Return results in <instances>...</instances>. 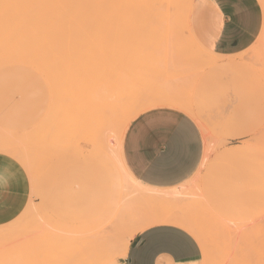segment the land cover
<instances>
[{
	"label": "rangeland",
	"instance_id": "rangeland-1",
	"mask_svg": "<svg viewBox=\"0 0 264 264\" xmlns=\"http://www.w3.org/2000/svg\"><path fill=\"white\" fill-rule=\"evenodd\" d=\"M53 1L0 0V153L29 180L24 209L0 225V264H124L133 240L153 227L191 239L196 247L185 250L195 264L224 263L229 248L264 231V0L256 39L232 55L198 40L190 22L197 0L153 6L163 7L157 12L116 0L114 39L87 40V58H70L71 72L46 58L48 79L30 64L37 58L8 54L30 40L34 21H51L40 8ZM101 46L115 49L111 62L95 55ZM156 107L190 116L203 143L196 171L166 189L139 182L121 153L129 123ZM91 218L98 226L87 228ZM170 218L194 223L200 235Z\"/></svg>",
	"mask_w": 264,
	"mask_h": 264
},
{
	"label": "crops",
	"instance_id": "crops-1",
	"mask_svg": "<svg viewBox=\"0 0 264 264\" xmlns=\"http://www.w3.org/2000/svg\"><path fill=\"white\" fill-rule=\"evenodd\" d=\"M241 12L251 18L247 27L239 25ZM261 21L258 0H197L190 13L191 26L200 43L219 55H232L248 48L260 31ZM178 134L183 135V148L179 153ZM202 150V136L195 121L169 107H156L138 114L129 123L121 143L122 158L129 171L139 182L155 189L185 182L198 168ZM0 156L11 158L1 153ZM17 164L11 173L14 188L11 198L0 196V225L15 219L28 201V175ZM95 221L91 218L87 228L98 226ZM112 227L116 234L115 225ZM176 240L179 246L173 242ZM185 247L196 246L179 230L153 227L133 240L124 264H195V258ZM126 248L127 244L124 253Z\"/></svg>",
	"mask_w": 264,
	"mask_h": 264
},
{
	"label": "bare ground",
	"instance_id": "bare-ground-1",
	"mask_svg": "<svg viewBox=\"0 0 264 264\" xmlns=\"http://www.w3.org/2000/svg\"><path fill=\"white\" fill-rule=\"evenodd\" d=\"M177 1L178 0H138L137 6H138V8H142L145 10V9H151V7L153 8V6L156 7V5H162L163 3L178 4V3H176ZM127 2L129 4L130 0H127ZM184 5H185V3H184ZM155 7L153 9H155ZM158 7H160V6H158ZM158 7H156V9ZM162 8H160L159 10H161ZM40 9L42 10V13L50 15L51 21H49V22L43 21L44 19H42V18H39L38 20L34 21L33 22L34 23V29H33V32H31L32 36H31L30 40L28 39L27 42L25 44H23L22 47L10 51L8 54V57L9 58H16L17 60H19L17 62H22L21 60L31 59V58H34V59L37 58L39 60V58H41L42 62H40L38 60L35 61L32 59L33 61L30 62V64L41 69L42 72L47 74L48 79H53V76H54V75L52 76L51 74H49V76H48V73L50 70L49 71L47 70L48 72L43 70V66H46L50 62V61H48L49 59L52 60L49 64H51V66L53 68L57 67V66L60 67V69L62 68L61 69L62 73L67 72V68H68V70L71 72L72 68L75 69L74 67H76L77 65L75 66L76 62H73L74 67L71 68V66H73V64H71L72 62H70V61H72V60H69L70 58L77 57V58L83 59L84 56H85V58H87L85 55L87 50H89L88 49L89 46H85L86 44H88V43L85 44V42L87 40L91 41L92 40L91 38H93V36L96 34H97L96 37H98V34H100V35L102 34L103 36L104 35L109 36V40L110 39L112 40V38L114 39V37H115V36H113V37H110V36L116 34V0H54L53 2H50V4H48V5H42ZM159 10H156L155 12H157ZM160 14H162V13H160ZM165 16L168 17V14L167 15L162 14L161 17H163V19L165 20ZM161 21H157V22H161ZM162 22H163V25L166 24V23H164V21H162ZM57 24L59 26H63V28H59L58 30L53 29L52 27L54 25H57ZM100 26H101V28H100ZM165 26H167V25H164V27ZM95 39H97V38H95ZM97 40H99V38ZM90 41H88V42H90ZM112 42H111V44H112ZM114 42H115L114 44H116V41H114ZM93 43H95V42H93ZM101 43H104V39H103V42H101ZM105 43H107V42H105ZM110 46H112V45H110ZM97 48H99V47H97ZM103 48H107V46H105V47L103 46L102 49ZM102 49H99V50H102ZM93 50H94V48L92 49V51ZM113 50H115V49L114 48L110 49V47H109L107 49L102 50V52L100 51L101 53H99V51H97L98 54L95 53V55L99 56V54H100L99 57L100 58L102 57V60L104 58V59L111 62L112 60H110V59L113 57V55H115V53H113ZM93 52H95V51H93ZM91 56H92V54H91ZM6 57H7V55H6ZM57 58H63V60L58 61V60H56ZM43 59L45 60L44 62H43ZM102 60H100V62H101V64L102 63L104 64V62H106V61L102 62ZM49 64L46 67L49 68ZM70 64H71V66H70ZM77 64H79V62ZM1 66H2V64H0V67ZM51 66H50V68H51ZM81 66H83V63ZM81 66L79 64L78 67H81ZM107 66H108V64H107ZM107 66L106 67L104 66L105 68H103V69H107ZM46 67H44V68H46ZM52 69H51V73H53V71L55 70V69H53V71H52ZM109 69L110 70L113 69V66H112V68H111V66H110V68L108 66V71H110ZM59 71L60 70H58V73H60ZM65 75H67V76L69 75L68 78L66 77V81L68 80V83H69L70 74L66 73ZM62 80H63V77L61 79V82L64 81V80L63 81ZM106 82L107 81H105L104 83H106ZM66 84H67V82H66ZM64 85H65V81H64ZM57 96H58V94H57ZM59 97L60 96H58V98ZM259 155H261V154H259ZM168 220H170L171 222H174L176 224L177 223L181 224V225L186 224L188 226V228L186 226L185 227L188 229V231H189V229L192 230L191 231L192 233L195 231H198L199 234L198 233L197 234L200 235V230L198 229L199 227L196 228V225H194V223L191 224V223H188L187 221L185 222V221L175 219V218H170ZM258 221H259V219H258ZM260 225L256 226L255 228L258 229V227ZM261 227H260V229L263 228V227L262 228ZM242 228L244 229V227H242ZM260 229H258V230H260ZM254 231H255V229H254ZM262 231L263 230H261L260 235L257 232H254L253 235L256 233V234H258V236L254 235V237H253L251 235V237H253V238L250 237L249 240H247L248 238L246 239L247 241L244 240L246 242V243H244V247H242L243 245L242 246L238 245L239 247H235L234 248L235 250H233V253L230 250L231 248H229V250L227 249L229 251V252H227L226 248L224 247V249H225L224 252H227V253L225 255L223 252V254H224L223 256L226 257V259L223 260L220 257L222 259V262H224V263H222L220 258H218L220 260L219 262H221L222 264H227L228 260H229L228 264H232L230 262H233V264H264V233H262ZM242 232H243V230H242ZM258 232H260V231H258ZM245 235H247V234H245ZM131 236H132V234H131ZM129 238H131V237H129ZM238 241H240V240L238 239ZM241 244H243V242ZM231 253L234 256H232ZM237 253H238V256H237ZM216 255H217V253L215 254V258H212L214 262H218ZM218 256H220V255L218 254ZM227 256H229V257H227ZM230 257H232V258H230Z\"/></svg>",
	"mask_w": 264,
	"mask_h": 264
},
{
	"label": "snow or ice",
	"instance_id": "snow-or-ice-1",
	"mask_svg": "<svg viewBox=\"0 0 264 264\" xmlns=\"http://www.w3.org/2000/svg\"><path fill=\"white\" fill-rule=\"evenodd\" d=\"M238 22L241 28L247 27L251 23V18L246 14L241 12L238 17ZM177 153H179L183 148V135L178 134L176 140ZM18 167L17 162L12 158H5L0 156V196H7L11 198L14 188H13V178L11 173ZM179 246V241H173Z\"/></svg>",
	"mask_w": 264,
	"mask_h": 264
}]
</instances>
